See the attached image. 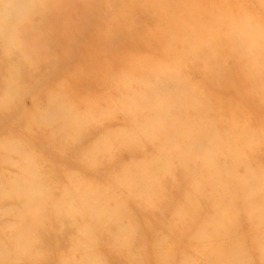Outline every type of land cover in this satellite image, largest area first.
I'll return each mask as SVG.
<instances>
[{"label":"clouds","instance_id":"obj_1","mask_svg":"<svg viewBox=\"0 0 264 264\" xmlns=\"http://www.w3.org/2000/svg\"><path fill=\"white\" fill-rule=\"evenodd\" d=\"M0 264H264V0H0Z\"/></svg>","mask_w":264,"mask_h":264},{"label":"rangeland","instance_id":"obj_2","mask_svg":"<svg viewBox=\"0 0 264 264\" xmlns=\"http://www.w3.org/2000/svg\"><path fill=\"white\" fill-rule=\"evenodd\" d=\"M15 2L19 5L22 4L24 2V0H15ZM86 27V26H85ZM83 31V28H82ZM71 38V34H69V36H66L64 38V43H67L69 41V39ZM148 39H150L151 37H146ZM96 47V40L94 37H90L85 44V47L81 49V51L83 52V54L85 55V57H87V55L89 54V52H91L92 49H94ZM227 100V97H226Z\"/></svg>","mask_w":264,"mask_h":264}]
</instances>
